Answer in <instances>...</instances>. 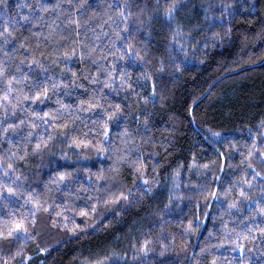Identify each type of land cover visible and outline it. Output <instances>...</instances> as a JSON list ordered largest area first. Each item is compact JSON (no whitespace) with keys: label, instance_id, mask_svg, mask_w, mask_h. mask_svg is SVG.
<instances>
[{"label":"clouds","instance_id":"obj_1","mask_svg":"<svg viewBox=\"0 0 264 264\" xmlns=\"http://www.w3.org/2000/svg\"><path fill=\"white\" fill-rule=\"evenodd\" d=\"M0 264H264V0H0Z\"/></svg>","mask_w":264,"mask_h":264}]
</instances>
